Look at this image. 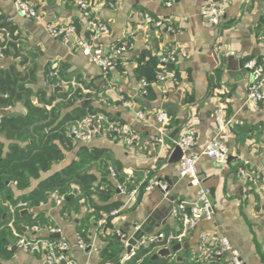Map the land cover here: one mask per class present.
<instances>
[{"label": "crops", "instance_id": "obj_1", "mask_svg": "<svg viewBox=\"0 0 264 264\" xmlns=\"http://www.w3.org/2000/svg\"><path fill=\"white\" fill-rule=\"evenodd\" d=\"M29 1L48 22L62 26L74 23L80 36H90L88 18L76 0ZM206 1L175 0L168 6L163 0H117L113 7L99 8L97 17L109 27L108 34L101 36L100 45L107 50L124 41L129 44L108 74L102 76L99 67L73 43L52 38L41 24L18 15L12 0H0V20L9 26L8 32L0 28V44L7 42L9 34L16 38L17 44L16 51L11 48L0 56V71L15 68L27 72L29 79L25 86L32 92L33 104L42 106L40 99L45 98L42 93L46 92L47 97L57 86L45 82L46 72L55 65L63 82L61 89L54 91L56 94L64 93L71 81L80 84L89 92L71 87L88 97H80L75 106L89 100L87 103L106 111L140 137L134 146L125 145L105 130L85 142L71 139L64 158L42 174L43 178L77 160L81 146L98 149L101 151L98 159L88 161L85 168L104 185L116 186L108 201L75 196L73 203L63 199L57 204L55 196L49 195L31 209L20 207V211L27 210L20 216H42L61 229L60 237L68 243L65 256L76 264H119L127 253L128 240L143 225L147 229L141 231V239L176 227L172 205L179 200L197 198L196 188L178 175V161L168 163L173 139L188 129L194 132L195 140L187 153L197 159V172L201 184L211 191L214 213L210 220L200 218L182 241L188 243V248L173 252L169 258L183 264L201 260L200 242L204 235L207 239L226 237L243 264H264V101L250 104L247 100L250 75L241 73L248 59L264 63V0H229L225 17L215 28L199 14ZM145 15L161 19L164 25L158 28L146 23ZM170 47L179 52L177 61L167 67L174 77L158 82L159 59ZM142 80L148 84L145 93ZM55 97L47 109L60 100V95ZM121 98L129 101L131 107L123 105ZM167 102L177 104L178 108L175 115L168 114L170 120L163 126L164 146L157 154L154 139L161 124L156 115L159 110L167 112L163 107ZM218 108H222L224 119L232 123L219 134L215 122ZM136 111H141L145 119H139ZM26 112L22 101L12 106L0 105V121ZM216 135L227 146L231 158L221 166L202 154ZM11 142L0 134L3 153ZM148 179L162 180L167 192L159 188L145 190L144 182ZM38 182L32 180L26 191ZM118 185H123L125 192H120ZM9 187L14 196L22 193L13 184ZM131 190L137 191L135 195L130 196ZM5 202L9 205V200ZM108 202L117 203L113 209L116 213L90 215L91 207ZM9 210L8 226L13 234L15 213L11 205ZM28 227L22 226V232L26 233ZM80 229L84 240L80 238ZM36 235L46 237L47 233L41 231ZM78 238L86 247L78 246ZM137 242L135 239L134 246ZM9 250L10 257L0 259L1 264H47L43 254L26 252L16 243Z\"/></svg>", "mask_w": 264, "mask_h": 264}, {"label": "built area", "instance_id": "obj_2", "mask_svg": "<svg viewBox=\"0 0 264 264\" xmlns=\"http://www.w3.org/2000/svg\"><path fill=\"white\" fill-rule=\"evenodd\" d=\"M166 5H171L175 0H163ZM229 0H207L206 4L200 9V16L212 28L218 27L225 17V9ZM13 7L18 15L41 24L45 32L52 38L58 39L62 42H71L78 48L83 55H85L92 63L99 67L102 76H106L113 67L118 56L124 54L129 44L127 41L114 44L109 49H104L99 40L101 36L108 34L109 27L107 24L101 22L97 17V12L101 7H113L117 0H99L90 3L85 0H76L77 5L82 10L83 14L88 18L90 27V36L88 38L80 36L73 23L67 25H55L48 22L44 16L37 10L33 3L29 0H12ZM144 20L155 27H161L164 22L161 19H154L150 15H145ZM178 49L170 47L165 50L164 54L159 59V70L157 73V81L165 82L174 77V73L166 69L168 65L174 64L177 61ZM2 55L0 47V56ZM243 69L247 70L250 75L248 83L247 100L252 101L254 105L264 101V63L259 62L255 58L246 60ZM57 80V83L53 81ZM46 84L51 86H62V80L59 78L57 67L54 65L53 70L45 76ZM70 84L78 87L84 93L89 90L82 87L80 84L71 81ZM142 92L145 93L147 82L141 81ZM220 93V90L218 91ZM123 105L131 107V103L121 98ZM136 116L144 120L145 115L141 111L135 112ZM156 119L161 125L158 128V136L154 139L155 145L158 147L157 154L160 153L164 146V128L170 120V116L164 110H159ZM215 122L217 125L218 134L221 133L225 127L231 126L230 119H224L222 108L215 110ZM107 131L111 136L121 140L127 146H134L139 142V135L136 131L130 129L127 125L121 124L116 120H111L103 114L88 115L82 120L67 128V135L74 140L85 142L88 141L94 134L101 131ZM194 132L190 129L181 136L173 139L172 147L178 146L181 149L182 156L177 164V173L182 178H187L189 183L196 188L197 198L194 201L179 200L172 205L171 215L176 220V227L169 230L167 233L160 231L155 235L145 237L138 240L137 244L131 248L119 261L123 264L130 256L140 247H144L153 241H164V244L156 249L155 252L161 248H170L174 243H181L187 236L188 231L196 225L200 218L210 220L213 216V205L210 198L211 191L208 187L201 184V179L196 168V157L187 153L189 148L194 143ZM202 154L213 161L216 166H221L227 163L229 152L228 148L223 143L218 135L214 136L204 147ZM113 173V170L110 169ZM244 174L243 170H239ZM120 192H125V187L118 185ZM159 188L163 192H167V185L160 179H148L144 182V189L151 190ZM137 191L131 190L130 196L135 195ZM64 197L62 195H55V201L60 204ZM25 206L24 203H19L18 207ZM116 213L113 211L112 214ZM44 231L47 233L46 237L31 236L30 233L37 234ZM16 237V245L23 250L33 254H43L47 264H60L62 260L64 264H76L65 256L68 248V243L60 237L61 229L57 226H32L26 229V233L19 234L13 231ZM53 234H58L59 237H52ZM202 260L208 264H243L238 251L232 246L226 237H213L207 239L206 236L201 238ZM78 246L84 248L86 245L78 238ZM220 258H223L222 260Z\"/></svg>", "mask_w": 264, "mask_h": 264}, {"label": "trees", "instance_id": "obj_3", "mask_svg": "<svg viewBox=\"0 0 264 264\" xmlns=\"http://www.w3.org/2000/svg\"><path fill=\"white\" fill-rule=\"evenodd\" d=\"M74 25L77 29L76 24ZM0 28L9 31L8 24L2 20H0ZM15 41L16 38L9 34L7 42L0 44L2 53L6 54L11 48L16 51L17 44ZM52 70L53 68L47 71L46 75ZM28 79L27 72L15 68L7 72L0 71V105L12 106L15 102L22 101L27 109L23 115L6 116L0 121V134L12 141L5 153H3V144L0 143V259L10 257L9 246L14 244V241L16 242V237L8 226L11 218L10 205L14 208L15 213L13 227L17 233L23 234L22 226L43 228L54 225L42 216L37 215L34 218L28 214L20 216L19 203H24L25 208L31 209L39 205L49 195H62L64 199L73 195L67 200L69 203H73L75 196H84L86 200L96 197L106 202L109 193L116 189V186L111 184L104 185L96 175L85 168L88 161L98 159L101 153L98 149H91L86 146H81L77 160H72L61 170L51 172L42 178V174L48 173L52 165L61 161L65 151L70 149L71 138L67 135L69 126L88 115L98 113L111 120L115 119L106 111L87 102L75 106L80 97L88 96L82 94L78 88L73 89L71 84L68 85L64 93L56 94L51 91L46 97V92H43L42 95L45 98H41L40 101L44 104L42 106L33 104L31 101L32 92L25 86ZM53 81L57 83V80L53 79ZM56 95H60V100L47 109L46 107L56 99ZM66 109L68 111L62 115V111ZM32 180L39 182L33 189L26 191ZM118 181L120 184L123 183L121 178H118ZM9 184H13L22 193L14 196ZM5 200H9V205ZM116 206L117 203L115 202L93 206L90 215L96 217L100 212H103L104 215L108 216ZM168 231L164 232L167 233ZM79 232L81 238L82 230L80 229ZM30 235L35 236L36 234L31 232ZM82 239L84 240L83 237ZM163 244L164 241H153L144 247H140L123 264H183L171 258L153 259L152 255ZM190 264L208 263L199 259Z\"/></svg>", "mask_w": 264, "mask_h": 264}, {"label": "water", "instance_id": "obj_4", "mask_svg": "<svg viewBox=\"0 0 264 264\" xmlns=\"http://www.w3.org/2000/svg\"><path fill=\"white\" fill-rule=\"evenodd\" d=\"M171 66V65H170ZM233 72V71H232ZM248 72L247 70L245 69H241V73H246ZM233 73H237V72H233ZM230 74V72H229ZM61 87L60 86H56L54 87V91H57V90H60ZM86 102H89V100H86ZM250 104H252V101H250ZM163 107L167 110V113L170 114V115H175L176 114V111H177V108H178V105L177 104H173V103H170V102H167V103H164L163 104ZM173 137V136H172ZM173 153L171 155V157L169 158L168 160V163H174L176 161H179V159L181 158L182 156V152H181V149L178 147V146H173ZM231 158L229 157L228 158V161L230 160ZM69 197H66V200H68ZM27 210H21L20 213H23ZM147 224V223H146ZM149 224V223H148ZM146 226L143 225L142 228L140 227V229L136 232L135 236L130 238L128 240V246H127V253L131 250V248L134 246V243H135V239L136 240H139L141 239V231H144L146 230ZM24 230V228H23ZM56 236H59L58 234H53L52 237H56ZM188 248V243L187 242H182V243H175L171 248H161L160 250H158V252L156 254H153L152 258L153 259H156L157 257H164V258H169L173 252H176L180 249H187ZM180 258V257H179ZM178 258V259H179ZM65 261L62 260L60 262V264H64ZM118 264V263H116Z\"/></svg>", "mask_w": 264, "mask_h": 264}, {"label": "rangeland", "instance_id": "obj_5", "mask_svg": "<svg viewBox=\"0 0 264 264\" xmlns=\"http://www.w3.org/2000/svg\"><path fill=\"white\" fill-rule=\"evenodd\" d=\"M10 223H12V222H10ZM12 225V224H11ZM14 243H15V241H14Z\"/></svg>", "mask_w": 264, "mask_h": 264}]
</instances>
